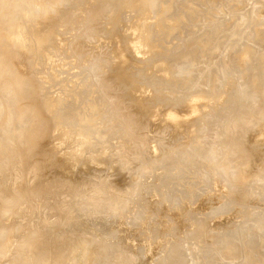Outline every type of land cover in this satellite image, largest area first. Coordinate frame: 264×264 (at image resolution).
<instances>
[{
	"label": "rangeland",
	"instance_id": "obj_1",
	"mask_svg": "<svg viewBox=\"0 0 264 264\" xmlns=\"http://www.w3.org/2000/svg\"><path fill=\"white\" fill-rule=\"evenodd\" d=\"M50 1L52 0H0V26L5 27V38L9 41V43L20 48L18 55L14 56V58H8L7 60L3 59L0 61V68H2L0 69V87H4L6 85L5 82L7 80V77L9 76V73H11L9 71H13V68L15 67L18 68L19 65L17 64L20 59H22L24 62L23 67L21 70L18 69L16 74H20L21 77L22 75L30 77L32 76L36 79L37 82L42 84V89H40L39 91H36L34 89L33 91L32 84L29 85L30 83L28 81L26 82L22 80L20 83H18L21 85V87L25 88V95L23 97L24 102L22 103V105L16 107L13 95H11L12 97L8 96V94L13 93L12 89L7 90L6 98L4 100V102H6V105H4L3 107V104L0 103V109L3 110V108H9V112L8 110H5L6 112L4 110H0V119H2V121L0 120V130L2 129V126L4 129V131H0V136L1 138L8 140V142H6L1 147L2 149L0 148V191L8 193L7 196L13 195L17 198L19 197L17 199V202H15L13 206H11V204L8 205V202L10 201L6 202L7 200H9V196L7 198L5 196L4 198L3 195L5 194H1L3 192H0V195L3 197H0V200L2 201H0V204L5 201V204L0 205V210H2L0 213V230H2L0 235L3 236L7 232V236L5 235L3 237H8L10 234H12V232L8 233L9 231H6L8 229L6 224L11 225V229L13 227L14 229L17 227V231H15L14 233V236L16 238L14 239V242H12L11 240L12 252L13 254L16 253V256L14 257L18 258V255L20 253L22 257V255H24L23 253L25 246H27L26 251L32 250V248H34V250L31 251L34 253H36V251H39V249L42 250L43 256L48 252L44 258L43 256H41V251L39 253L40 257L42 258H40L39 255L37 256L36 254L35 257L37 258L34 260V263L39 264L48 257L47 255L51 254L49 250L51 251L52 249L49 248L53 247L52 243L56 245L55 241L57 239L60 240L61 236L65 244L67 242L71 243L72 241L74 243L73 249L69 256L70 258L67 261L68 264H77L78 262H84V264H102L103 261V264H168V257L170 258V260L173 259L171 264H205L203 262L206 261L207 257H213V252L217 255L216 251L218 252V255H224V253L225 255L227 254L224 257V260L223 255H220L221 257L216 256V259H219V261H221V264H262L259 254L261 255L264 253V246H262L264 243V235H262V233H264V220L262 221L263 224L260 221L264 218V193L262 194L264 185L261 187L259 185L261 183H259L258 181L260 180L261 182V180L264 178V134L262 135L260 133L264 131V122H262L261 118H255V121H258H252V125L249 124V126H247L248 133L244 135L245 137L243 139V142H241V146L243 148L246 143L253 142L255 150L254 152H251V154L246 153V151L240 148V146H237L238 148L234 147L237 144H235L234 142L232 143V141L234 140V137L232 135L234 134L233 131L235 130L236 132V130L238 129L239 126L237 124L239 122L243 121L245 123V121L247 120L245 118L246 114L249 113L251 114L250 116L256 115L255 117H257V115L259 114L261 116H264V78L262 80L263 82H251L245 84V81H247L248 78H242L241 68L239 66L235 68L236 73H234L235 71L232 65H228L225 60H222L221 58L215 56L205 55L204 50L206 48V45L209 46V42H207L206 44L202 41H204L205 34H214V32L217 31L215 32V34L219 38V41H225L224 43H231V41L233 43H237L238 48L234 51L233 56L239 61H241V54H244L246 51L256 52V50H259V53L264 52V22H262V19H264V4L262 6L263 8H259L258 5H261V2H258V0H252L251 5L252 3H259L258 5L255 4L256 6H258V8L254 7V10H252L253 7H250V2L248 3L249 0H154V2L152 0L153 3L150 6V17L147 18L148 22L146 19L148 30L146 28L145 29L147 30V32L150 30L151 34H148V38L152 37V39L155 40V42L153 41L154 44L156 43L155 48H153L150 52L148 51L149 53L147 52L141 55L137 54L130 48L124 47V51L121 56L124 59L125 66H130L134 62L136 63H134L132 66L134 68L135 66L137 67V69L135 68V70H137L136 74H138L139 76L141 73H143L141 75H145L146 73L149 75L154 71V74L149 76L152 85L143 86L140 85V82L136 81L132 83V87H128L126 91L128 93H131V95L136 96V99L138 101L142 100V102H144L151 99L153 97V94H155V90L158 89L159 92L158 90L157 92L159 96L157 95V100H159V97L162 98L158 102L162 101L164 106L145 108L143 110H140L139 114L136 113V115L132 114L131 116V114L129 115V113L125 112L126 110L123 105L121 106V104L117 101L116 94H111V92L108 91V81L107 86V83L103 82L105 80L101 78L99 79V77H101L102 74L109 77L108 73H110L111 64L114 60H116L115 54L114 52H112V47L114 45L113 37L116 34L120 38L128 37L130 34L128 32L130 31L125 30V27H127L128 29V25H130L132 21H134L132 22L134 24L138 22V12L134 10L135 8H133L132 10L130 9V11L124 6V4H121L118 7V2L121 0H107V3L111 1L115 3L109 6L111 9H116L118 7V19L119 17L120 19L122 18V21H112L111 23L107 22L108 18L101 20L102 23H105L104 26H106L112 32L110 36L107 31H101L98 27L93 32V28H91V31L88 30L86 32V29L81 30L84 29L82 26H85L88 23L87 19H84L81 21L77 20L78 22H69L67 20H63L64 25L57 29V37H47V39L37 41L34 44H31V42L28 40V38L26 39L25 36L19 38L18 35L27 33L29 31L37 18L39 19L47 13ZM56 2H58V8H60L61 10H65L69 6V3H71V1L64 2L62 0H56ZM166 4H168L169 10L168 8L167 10L164 9L166 8ZM190 6L191 10L193 9L192 11L190 10ZM255 8L258 11L255 10ZM237 10H239V12ZM165 11L166 13H164ZM246 12H251L249 14L250 16H252V19H257L256 15L259 16V19L261 17V21L257 19L258 23L256 22L257 20L254 19V21L256 20L255 26L252 25L250 27L249 24V30H247L246 28L248 25L246 27H242L243 24L246 25L244 22H247L242 16ZM174 13L183 16L182 22L180 21V19L177 20L176 17L172 16L174 15ZM62 14V12L52 13L49 15L48 19L44 20L43 23L53 26V24L60 21ZM252 14H255V16ZM245 16L249 20V15L245 14ZM242 19L244 20V22ZM240 20L242 21L241 23H243L241 25V29L237 30V27L236 29H234L235 26H239L240 28ZM254 21L252 24H255ZM261 22L263 25L261 24ZM232 27L233 29L231 30L230 28ZM167 28H170V30ZM242 28H246V31ZM261 28H263V30ZM77 29H79L78 32ZM250 29L252 30L251 33L253 34L249 33ZM233 31L235 32V35H239L240 37L241 35L243 36V34H245L244 36H246V34L247 36L250 35L251 37L249 36V39L252 41L251 38H253V41L251 42L250 40H248L247 36L246 39L253 45L256 44L257 41L263 43H258L259 45L252 46L249 42L246 43V39L244 36V41L242 39H239V36L236 37L237 39L234 38L235 35L233 34ZM236 31L239 32L236 33ZM73 32H76V41L80 40L82 36L84 38L85 33L88 34H85L84 39L82 38V40L86 39V48L85 46L78 47L76 43L74 44V42L76 41H74L75 34ZM79 32L83 34H80ZM240 32H242V34ZM71 34H73V38ZM152 34H155V36H153ZM228 34H231L234 37ZM252 35L258 37L254 38V36ZM68 36L69 38H67ZM78 36H81V38L79 39ZM230 36L234 39H232ZM61 38H65L63 39L65 41H63ZM198 38H202L203 40L201 41V39ZM228 38H231L232 40H228ZM57 39H61L62 41ZM152 39L150 38V40H148L149 43L152 41ZM259 39H261V41ZM55 40L62 42L61 46L65 45V42L68 44V46L66 44L65 46L67 47H61L57 49L54 47V44L56 43ZM66 40L71 41L67 42ZM238 40L239 42H237ZM240 40L242 41L241 43ZM245 43L247 45H245ZM1 44L4 43L0 41V45ZM69 44L70 46L72 44L73 47H70ZM241 44L244 47L241 46ZM42 45L48 48V51L50 52L49 55L52 57V59H46L45 56L43 57L42 55L35 53L37 48ZM75 46L81 49L83 48L82 51L81 49L77 50L78 48ZM150 53L153 55L154 53H160L158 54L160 57L163 55L168 59L166 60L169 62L165 60L164 63L165 66L166 63L168 64V73L163 78L159 77L157 73L159 74L158 70L163 65V59L165 58L161 57L160 59V57H157L158 55L156 56V54L154 55V58ZM245 54L247 55L248 53L246 52ZM101 55H103L104 57L101 58ZM151 56L155 60L151 61ZM104 58H106L107 64H103L102 67H99V63ZM154 61H156V63ZM79 62H81L82 64H80ZM221 62H225V66L221 65ZM94 63H96V65H94ZM108 63H110L109 67ZM144 63H147L148 65ZM160 63H162V65H160ZM234 64L235 63H233V65ZM247 64L250 65L249 69L255 70L258 69L261 65V61H256L255 59L251 58V60H249V63ZM219 65H221L220 68H216L219 67ZM223 67L226 68L224 69ZM138 68H141V71ZM238 68L239 71L237 70ZM229 70L234 72L232 73ZM237 71L239 74H237ZM229 72L234 74V76ZM24 82H26L27 85L26 83L24 84ZM183 83L185 84V86ZM242 84L245 85L243 86ZM240 85L241 87L239 88ZM236 87L237 90H235ZM104 89L105 91L107 90V94ZM35 91L36 93H34ZM199 91H201L206 96L205 99L209 101V103H211L213 99L218 100L216 103L213 102L209 106V108H207L205 104H202L203 102H200L202 110L207 109V117L210 119L213 118V120L212 123L211 120L207 122L208 124L204 123L205 125L203 124L200 128L201 130L204 128L203 130L205 134L207 133V136H205L206 138H202V141H204L201 143V145H195L196 148L190 146L192 149L189 147L185 151L182 146L185 144V136L179 131L176 132L173 125L177 127L178 125L176 124L178 123L176 122L181 121L182 123L183 121L188 119V116L185 117V115L183 114L180 120L177 119L174 121L172 129L168 126V130L166 127L163 128V126L166 125L165 123L161 126L159 122L163 121L162 113L166 108H170L174 111L183 113L186 109V106L184 104L186 100L192 95L199 93ZM242 93L244 97L241 95ZM51 96L54 98L56 97L58 100H60L59 109L64 118L58 120L53 116L49 117L47 114L45 115V117L40 118L39 114L36 113V111L33 112V110H37L35 109L34 105V99L36 97H40L42 100H46L47 98L51 100ZM230 97L231 100L229 99ZM9 99L11 102L9 101ZM244 100H246L247 102ZM78 101H85L87 103L88 101H96L98 104L92 111L87 110V106L78 110ZM113 101H115L116 103H114ZM117 102L119 104H117ZM218 102H220V104ZM255 102H257L258 105L255 106L254 110H251L253 109V104H255ZM249 104H251L252 107H250ZM246 105H248L250 109H247L248 106ZM114 106L117 107L114 108ZM119 106H121L124 110H122L121 107L119 108ZM242 107H246L247 110H242ZM13 109L15 110V112H12ZM28 110L32 111L34 116L30 115V113L27 112ZM75 110L79 113L78 116H76L75 120L77 126L81 124L79 125L80 127L75 126L76 128H64V126L67 125L66 119H68L70 113H73V111ZM246 111L247 113H245ZM3 113L4 115H2ZM6 113H10L9 116H7L8 114ZM18 114H21L22 116L19 117ZM43 114H45V112ZM13 117L14 120L12 121ZM232 117L234 118L233 120ZM89 118L91 119L89 123L90 125H87L85 124V122ZM5 119L8 121L9 125H7H11L10 129L9 127L7 128V121ZM144 119L150 121V123L146 124L143 127L141 124ZM25 120L27 122H25ZM215 122L217 124L223 123L225 128L227 129L226 131L228 135L224 137L222 141L221 136H216L218 134L217 128L213 126V123L214 125L216 124ZM11 123H16L17 125L13 124L12 126ZM158 124L160 127L158 126ZM207 125H211L209 127L212 129L210 130ZM17 127L19 129H16ZM158 127V131L160 133L157 131ZM23 128L25 130H22ZM160 128L164 130L161 131ZM165 128L167 131H165ZM252 128L253 130L251 131ZM12 129H14L13 132ZM15 129L17 132H15ZM93 131L96 133H93ZM155 131L159 134L155 133ZM164 131L167 132V134ZM10 132L13 133L14 136H12L11 134L10 137ZM18 132L20 134H17ZM89 132H92L93 134L92 138H90L89 140L88 149L84 154L80 153L78 155H75V149L77 145L75 143L76 138H78L80 134L85 135ZM2 134L5 137H3ZM21 134H23V137L20 136ZM17 137L19 139L21 138L22 140H17ZM33 137L34 145L30 144ZM225 139L227 140L225 141ZM9 140L11 141L10 144H8ZM216 141L219 142L217 143ZM14 142L15 144H13ZM210 142L211 144L216 142L217 144H219V146L222 144L219 147L220 149H222V153L227 151L223 153L225 156H227L225 163H223V165L217 170H213L211 176L209 174V179L210 177L211 179H214V184H212V182L210 183L211 179L209 180L208 178L198 180L195 179V177L199 175L198 171L200 170L201 165L204 161L205 162L202 167L206 166L207 164H209V166L213 164L207 159H204V157L206 156L205 153L208 151L206 150L207 146L208 149L210 148L209 146H212ZM163 144L164 146L170 145V147L166 149V146L164 147ZM151 145H156L159 148L154 150L153 148H151ZM228 145L230 148L227 147ZM163 147L165 148V150ZM225 147L227 148V150ZM231 148H235V150ZM190 150H194V152H196L193 154L190 153L191 155H188L189 158L192 159L193 163H187L184 160L186 158L185 154L189 153ZM201 151H203V155ZM234 152L238 154L236 155ZM43 153H46L45 159H43L42 157ZM197 153H199L200 155H198ZM89 154H92L96 162L90 163L86 159L88 158ZM242 154L246 156V159L245 157H242ZM247 154L250 155V158ZM197 155H202L203 157L199 158ZM176 159L178 160V162ZM255 159L258 163L255 162ZM194 160L195 162H197L195 163ZM132 162L134 164H132ZM230 162L232 164L231 166L229 165ZM239 162L243 163L239 164V169L242 168V178L240 179H244V182L240 181L242 182L241 184L240 182L235 184V186H237V188L235 189L236 192L233 191L235 188L234 185L233 188L229 187L230 185L228 186V184L226 185L224 183L228 187L229 191H231V189L233 188L232 191L236 194L232 191L230 193L227 191L226 186H222L223 181L221 179L229 172L231 168H233ZM203 168L201 169L204 170ZM219 170H221V173ZM246 172L248 174L250 172L251 175L245 178L243 177L245 176L243 174H245ZM190 174L192 175V177ZM220 174L222 175V177ZM208 182L211 186L208 184ZM262 184H264V182ZM31 185H33V187ZM25 186H31L32 188L28 187L29 189L27 190V194L24 195L25 197H20L18 194L21 192L24 194L22 188ZM94 186L98 187V195L94 189ZM258 186L261 188V190L257 188ZM18 187H20L21 189ZM194 187L197 191L203 189L199 192V194L201 195L196 194V190H194ZM33 188L34 190L32 191ZM8 191L11 192L9 193ZM94 191L96 194L94 193ZM226 191L229 193V197H223V194L228 195ZM194 193L196 195H194ZM93 194L95 195L93 196ZM242 194H244L246 197H243ZM240 195H242V201L244 202L240 201ZM191 196L193 197V199ZM230 196L233 198L234 203L232 202V198ZM172 197L174 199H172L173 201L171 202ZM236 197L237 199H234ZM225 198H229L227 200V203L223 202L226 200ZM238 199H240V202L238 201L236 203H239L241 205L235 204V201H237ZM222 202L224 204L226 203L227 206L224 205L225 207H223L220 212V207H222L223 205ZM171 203H173V205H171ZM114 204H116V207H114ZM5 205L10 206V208L8 206L4 208ZM31 206H33L34 209H32ZM111 206L112 208H110ZM228 206H233L235 208H231V210H228L229 208L226 209V207ZM106 207H109V209ZM137 210L142 214L140 215V213L136 212ZM223 210L226 211L222 212ZM217 211H219L220 213H218ZM195 214L198 215L195 216ZM199 214H201L202 217H206V219L202 218L204 222L202 220H198L201 217ZM261 214H263V218ZM157 215H159L160 218ZM242 215L244 216V218L247 215V219L250 220L247 221V219H244V222L241 221L243 219ZM248 215L250 216L249 218ZM251 215L253 217H251ZM129 216H131L134 221ZM134 216H136L138 219L134 218ZM194 216L196 217V219ZM258 217L261 218L259 220L260 223L259 221H255V219L258 220ZM194 220H196L197 223L196 221L194 222ZM239 221L242 222V227L240 226L241 222L239 223ZM249 221H251V223ZM162 223L165 225H163ZM235 223L238 226H235ZM246 224L248 225L247 227ZM41 228L42 230L39 231V229ZM232 228L235 229L236 232H234L237 234V238L236 234L234 235V233L231 232ZM241 228L243 230H247V234L244 233L245 231H239ZM29 230L35 231H32V233L28 232ZM45 230L47 232H45ZM194 230L195 235H197V232L199 234L195 237V239L202 238L207 242L213 241L210 242L212 244L210 245V243L208 244L204 242L205 245L203 244V246H201V241L198 242L197 239V242L195 240H190L192 236H195ZM3 231L6 232L3 233ZM191 231H193V234ZM226 231L231 233H228ZM237 231L242 232V235H240L241 233L239 234V232ZM40 232H42L44 235L40 234ZM225 233H228V236H226ZM26 234H30L31 241L37 238L35 239V241H32L33 245L31 242L30 245L25 244L24 246L22 238ZM189 234L192 235L188 236ZM221 234H224V238ZM229 234L232 235L230 236ZM243 235L244 238L241 237ZM42 237L45 238L44 240L46 242H43L45 243V246H43V243L41 244L43 240ZM227 237H229L230 240ZM233 237L235 240L232 241V243L237 241L238 245L240 243L241 246L237 245V247L236 243L231 244V248L228 246L229 249H233L232 247L235 244L234 246L239 249V251L234 250L235 254L234 256H231V250H229L227 247L225 249L229 251H226L224 249L226 251L225 252L223 250L224 245L222 246V244H224L227 239L229 241L233 240ZM46 238H53L55 240L51 242L49 246H47L48 239ZM183 238L190 241L187 243H183ZM260 238L263 239V242ZM38 239L41 240L37 245L36 240ZM58 240L56 241L57 243H59ZM218 240L224 243H220ZM95 243L102 244L101 248L95 249ZM104 244H106V246ZM172 244H175V247L173 246L174 249H171L172 247L170 248ZM206 244L211 246H208L211 249L210 251L207 250ZM213 244H215L216 246L213 247ZM28 245L32 246V248H30ZM34 245L36 247H33ZM84 245L87 246L86 250H82ZM19 246L21 247V249H23L22 251ZM41 247H43V249H41ZM46 247H48V249ZM194 247L197 249H195ZM249 248L253 250V257H250L252 256V254L250 256L247 255V251L249 250ZM253 248L256 249L254 250ZM261 249H263V252H261ZM18 250L19 253L17 254ZM256 250L258 252H255ZM52 252L55 253L54 249ZM128 252L132 253L133 255ZM31 255H33L34 257L35 254L31 253ZM107 256L109 259L106 258ZM256 257L257 259H254ZM19 258L18 260H20ZM103 258L107 260H103ZM6 259L7 258H5V256H0V264L10 263L12 260H14L12 256L8 258L7 261H5ZM23 260L21 262H24ZM256 260L257 262H255Z\"/></svg>",
	"mask_w": 264,
	"mask_h": 264
},
{
	"label": "bare ground",
	"instance_id": "obj_2",
	"mask_svg": "<svg viewBox=\"0 0 264 264\" xmlns=\"http://www.w3.org/2000/svg\"><path fill=\"white\" fill-rule=\"evenodd\" d=\"M62 1H64V2H69V1H71V3H69V6L65 9V10H61L60 8H58L59 6H58V2H56V0H52V1H50V4H49V9H48V11H47V13L46 14H44L43 15V17H41V18H37V20L36 21H34V24L31 26V28L29 29V31L27 32V33H22V34H20V35H18V37L19 38H22V37H26V39L28 38V40L31 42V44H34L35 42H37V41H40V40H44V39H47V37H57V35H58V33H57V29H59L60 27H62L63 25H64V22H63V20L65 21V20H67V21H69V22H72V21H74V22H76L77 20L79 21H81V20H84V19H87V24L85 25V26H82L84 29H81V27H80V29L81 30H85V32L86 31H91V28H93V30H92V32L98 27V28H100V30L101 31H107L108 32V34H109V36L112 34V32L106 27V26H104V24L105 23H102L101 22V20H103V19H105V18H108V23L110 22H112V21H116V22H119L118 20H121L120 19V17H119V19H118V15H117V10H118V7H119V5H121V4H124V6L126 7V8H128L129 10L131 9H133V8H135L134 10L135 11H137L138 13V22L137 23H132V22H134V21H132L131 22V24L130 25H128V29H127V27H125V26H127V25H125L124 27H125V30H129L130 32H128V33H130L129 34V36L128 37H124V38H120L117 34L113 37V43H114V45H113V49H112V52H114V54H115V57H116V60H114L113 61V63L111 64V70H110V73H108L109 74V77L108 76H106V75H101V77H99V79L101 78V79H103V80H105V81H103V82H106L107 83V81H108V83H109V90L108 91H110L111 92V94L112 93H115L116 94V97H117V101L121 104V106L123 105V107L125 108V112L126 113H129V115L131 114V116H132V114L133 115H136V113H138L139 114V112H140V110H143V109H145V108H149V107H153V108H155V107H160V106H164V104L162 103V101H160V102H158L159 100H161L162 98H160L159 97V100H157L158 99V97H157V95H158V92H159V90H158V92H157V90H155V94H153V97L151 98V99H149V100H147V101H144V102H142V100H140V101H138L137 99H136V96H134V95H131V93H128L126 90H127V88L128 87H130L131 85H132V83H134V82H136V81H138V82H140L141 84L140 85H143V86H149V85H152L151 83V81H150V79H149V76H151L152 74H154L153 72H152V74H145V75H141V74H143V73H139L140 74V76L138 75V74H136L137 73V70H135V68L137 69V67L135 66V68L132 66L133 64H131L130 66H125L124 65V59H123V57L121 56V54L123 53V51H124V47L125 48H130L131 50H133L134 52H136L137 54H145V53H147L148 51L150 52L153 48H155V44H154V42H155V40H153L152 39V37H150L151 39H152V43L150 42L149 43V41L148 40H150V38H148L149 36H148V34L150 33V30L147 32V30H148V28H147V22H148V17H150V13H151V11H150V6H151V4L154 2V0H153V2H152V0H121V1H119L118 2V7L116 8V9H111L110 8V6H111V4H115V3H113L112 1L111 2H108L107 3V0H62ZM109 1V0H108ZM248 1V0H247ZM246 1V2H247ZM257 1V0H256ZM44 2V1H43ZM250 2V3H249ZM251 2H252V0H249L248 1V3H249V5H251ZM254 2V1H253ZM258 2H261V5H258L257 3H255V4H257L258 6H259V8L261 7V8H263L264 6H263V4H264V0H258ZM42 3V2H41ZM116 3H117V1H116ZM254 3H252V5L250 6L251 8L253 7V9L252 10H254V7H257L258 8V6H256L255 4V6L253 5ZM39 5V4H38ZM44 5V4H43ZM110 5V6H109ZM220 5V4H219ZM248 5V4H247ZM248 5V6H249ZM165 6V5H164ZM199 6V5H198ZM263 6V7H262ZM44 7V6H43ZM43 7H42V9H43ZM48 7V6H47ZM115 7V6H114ZM163 7V6H162ZM166 8H164V9H166L167 10V8H168V4H166V6H165ZM205 7V6H204ZM218 7V6H217ZM222 7V6H221ZM112 8H113V6H112ZM162 8V9H163ZM47 9V8H46ZM136 9H138V10H136ZM163 9V10H164ZM130 10V11H131ZM168 10H169V8H168ZM190 10H191V6H190ZM189 10V11H190ZM193 10V9H192ZM191 10V11H192ZM209 10H210V8H209ZM215 10V9H214ZM243 10V9H242ZM255 10H257L256 8H255ZM45 11V10H44ZM208 11V10H207ZM238 12H239V10H237ZM241 11V10H240ZM258 11V10H257ZM256 11V12H257ZM63 13L62 14V17H61V19H60V21L58 22V23H55V24H53V26H50V25H47V24H45V23H43L44 22V20H46V19H48V17H49V15L50 14H52V13ZM134 12V11H133ZM183 12V11H182ZM220 12V11H219ZM218 12V13H219ZM255 12V13H256ZM164 13H166V11L164 12ZM217 13V12H216ZM243 13V12H242ZM249 13H251V12H246V13H244V15H242L243 17H244V19H245V21H247V22H244V20H243V22L246 24V25H244L243 23H241L242 21L240 20V28H239V26H235V28L234 29H236V27L238 28L237 30H239V29H241V25L243 24V26L242 27H246L247 25V30H249V28L253 25V26H255L256 25V22L258 23V20L257 19H259L258 17L259 16H257L256 15V17H257V19L256 18H254V19H256L255 21H254V19H252L251 17L252 16H250V14ZM131 14H132V12H131ZM207 14H209V13H207ZM245 14L246 15H249V20H248V18H246V16H245ZM183 15H184V13H183ZM252 15H254L255 16V14H252ZM130 16H132V15H130ZM173 17H176L177 18V20L178 19H180V21L182 22V15H178V14H176V13H174V15H172ZM196 16V15H195ZM241 16V17H242ZM263 16H264V14H263ZM16 17V16H15ZM170 17V16H169ZM239 17V16H238ZM237 17V18H238ZM242 17V18H243ZM248 17V16H247ZM251 18V19H250ZM263 18V17H262ZM129 19V18H128ZM136 19V18H135ZM134 19V20H135ZM146 19H147V22H146ZM247 19V20H246ZM260 19H261V17H260ZM259 19V20H260ZM131 20V19H130ZM129 20V21H130ZM149 20H150V18H149ZM250 20H253L254 21V23L255 24H252L253 23V21H250ZM77 21V22H78ZM122 21V20H121ZM126 21V20H125ZM128 21V20H127ZM213 21V20H212ZM233 21V20H232ZM261 21V20H260ZM179 22V21H178ZM208 22V21H207ZM237 22V21H236ZM249 22H251V23H249ZM262 22H264V19H262ZM262 22H261V24H262ZM18 23V22H17ZM121 23V22H120ZM145 23H146V26H145ZM205 23V22H204ZM129 24V23H128ZM162 24V23H161ZM181 24V23H180ZM249 24H250V27H249ZM119 25V24H118ZM258 25H260V24H258ZM263 25V24H262ZM261 25V26H262ZM145 26V27H144ZM157 26V25H156ZM178 26V25H177ZM233 27H234V24H233ZM233 27L232 28H230L231 30L233 29ZM22 28V27H21ZM147 30H146V29ZM201 28V27H200ZM246 28H242L243 30L245 29V31H246ZM255 28V27H254ZM260 28V27H259ZM141 29V30H140ZM167 29H169L170 30V28H167ZM202 29V28H201ZM200 29V30H201ZM252 29V28H251ZM250 29V32L249 33H251L252 32V30ZM262 30H263V28H261ZM78 30L79 29H77V32H78ZM172 30V29H171ZM152 31V30H151ZM176 31V30H175ZM220 31V30H219ZM230 31V30H229ZM241 31V30H240ZM5 32H6V30H5V27L4 26H0V41H2L4 44H1L0 45V61L1 60H7L8 58H14V56H17L18 55V53H19V51H20V48L19 47H17L16 45H13V44H11V43H9V41L5 38ZM81 32V31H80ZM79 32V33H80ZM82 32H84V31H82ZM127 32V31H126ZM155 32V31H154ZM198 32V31H197ZM215 32H217V31H215ZM215 32H214V34L213 33H211V34H205V37H204V41H202L203 39V36H202V38H198V39H201V41L202 42H205L206 44H207V42H209V46H207L206 45V48H205V50H204V53H205V55H209V56H215V57H218V58H221L222 60H225L226 62H227V64L228 65H232V67L234 68V71L236 70L235 68H237L238 66L241 68V76H242V78L243 77H247L248 78V80L247 81H245V84H248V83H251V82H263L262 80H263V78H264V52H260L259 53V50H256V52L254 51H252V52H248V51H246L248 54L247 55H249V56H247L245 53L243 54H241V61H239V60H237L234 56H233V54H234V51L238 48V45H237V43H233L232 41H231V43H224L223 41H219V38L217 37V35L215 34ZM232 32V31H231ZM237 32H239V31H236V33ZM243 32V31H242ZM242 32H240L241 34H242ZM255 32V31H254ZM260 32H262V31H260ZM74 33V32H73ZM76 33V32H75ZM74 33V34H75ZM153 33V32H152ZM228 33V32H227ZM245 33V32H244ZM80 34H83V33H80ZM79 34V35H80ZM85 34H87V33H85ZM85 34H84V38H85ZM151 34V33H150ZM178 34V33H177ZM223 34V33H222ZM233 34L235 35V32L233 31ZM239 34V33H238ZM240 34V35H241ZM251 34H253V33H251ZM255 34V33H254ZM72 35V38H73V34H71ZM88 35V34H87ZM90 35V34H89ZM130 35H131V37H130ZM153 35V34H152ZM197 35V34H196ZM219 35V34H218ZM228 35H231V34H228ZM227 35V36H228ZM245 34H243V36H244ZM75 36H76V34H75ZM74 36V41H76V38H77V36L75 37ZM92 36V35H91ZM133 36V37H132ZM153 36H155V34L153 35ZM158 36V35H157ZM231 36H233V35H231ZM230 36V37H231ZM239 36V35H238ZM237 35H235V37L234 38H236V37H238ZM243 36L241 35V37L239 36L238 38L239 39H242L243 40ZM246 36H247V34H246ZM246 36H244L245 37V39H246ZM250 35H248L247 37H248V40H250L249 38L251 37H249ZM252 36H254V38H257V37H255V35H252ZM79 37V36H78ZM88 37H90V36H88ZM196 37V36H195ZM220 37V36H219ZM233 37H231L232 39H234ZM67 38H69V36L67 37ZM71 38V37H70ZM81 38V36L79 37V39ZM82 38H83V36H82ZM82 38L80 39V40H77L76 42H74L73 40V42H74V44L76 43V45L78 46V47H82V46H85V44H86V39L85 40H82ZM83 38V39H84ZM86 38H87V36H86ZM223 38V37H222ZM231 38H228V40H232ZM62 39V38H61ZM61 39H57V40H60V41H62L63 39H65V38H63L62 40ZM157 39H159V38H157ZM156 39V40H157ZM221 39V38H220ZM224 39V38H223ZM225 39H226V37H225ZM237 39V38H236ZM244 39V40H245ZM252 39V41H253V38H251ZM243 40V41H244ZM257 40V39H256ZM260 41H261V39H259ZM56 41V40H55ZM60 41H56V43L54 44L55 46V48H61V47H67L68 46V44L65 42V45L67 44V46H65V45H62L61 46V44H62V42H60ZM63 41H65V40H63ZM67 41V40H66ZM68 41H71V40H68ZM67 41V42H68ZM148 41V42H147ZM154 41V42H153ZM251 41V40H250ZM251 41V42H252ZM263 41V40H262ZM58 42V43H57ZM60 42V43H59ZM237 42H239V40L237 41ZM242 41L240 40V43H241ZM247 42H249V41H247V39H246V43ZM251 42H249L252 46H257V45H259V44H262L261 42H259V41H257V43L256 44H252ZM71 43V42H70ZM239 43V44H240ZM245 43V45H247ZM259 43V44H258ZM244 44V43H243ZM249 45V44H248ZM69 46H70V44H69ZM77 46H75V47H77ZM241 46H243L242 44H241ZM70 47H73L72 46V44H71V46ZM74 47V48H75ZM77 47V48H78ZM205 47V46H204ZM244 47V46H243ZM243 47H241V48H243ZM73 48V49H74ZM85 48H86V46H85ZM248 48V47H247ZM255 48V47H254ZM253 48V49H254ZM79 49H81V48H78L77 50H79ZM83 49V48H82ZM82 49H81V51H82ZM250 49H251V46H250ZM77 50H76V52H77ZM86 50V49H85ZM84 50V51H85ZM154 50H156V49H154ZM153 50V51H154ZM247 50V49H246ZM255 50V49H254ZM75 51V50H74ZM168 51V50H167ZM148 52V53H149ZM35 53H37V54H40V55H42L43 57L45 56L46 57V59H52V57L49 55V51H48V48H46L45 46H40L39 48H37V50L35 51ZM152 53V52H151ZM150 53V54H151ZM156 53H154V55H155ZM158 54H160V53H158ZM158 54H156V56L158 55ZM258 54V55H257ZM30 55H32V54H30ZM151 55H153V54H151ZM153 55V57L155 58V56ZM28 56V55H27ZM102 57H104L103 55H101V58ZM150 57V56H149ZM152 57V56H151ZM153 57H152V59L151 58H149V59H151V61L152 60H155V59H153ZM157 57H160L159 55L157 56ZM161 57H164L163 55L161 56ZM161 57H160V59H161ZM99 58V57H98ZM97 58V59H98ZM165 58V57H164ZM239 58V57H238ZM251 58H253V59H255L256 61L257 60H259V61H261V65L259 66V68L258 69H249V67H250V65L249 64H247V63H249V60H251ZM94 59H96V58H94ZM148 59V58H147ZM160 59H158V60H160ZM167 58H165V59H163V61H161V62H163V65H162V63H160V65H162L161 66V68L158 70V72H159V74L157 73V75L159 76V77H161V78H163L164 76H166V74L168 73V69H169V67H168V64L166 63V66H165V60H166ZM168 60V59H167ZM166 60V61H167ZM29 61V60H28ZM147 61H149V60H147ZM157 61V60H156ZM156 61H154L155 63H156ZM244 61V62H243ZM245 61H248V62H245ZM95 62V61H94ZM137 62V61H136ZM146 62V61H145ZM167 62H169V61H167ZM23 60L22 59H20L19 60V62H18V64L17 65H19L18 66V68L17 67H15V68H13V71L11 70V71H9V72H11V73H9V76L7 77V80H6V85L4 86V87H0V103H2L3 104V107H4V105H6V102H4V100H5V98H6V94H7V90L8 89H12V94H8V96H11V95H13V99H15V104H16V107H19V106H21L22 105V103L24 102V100H23V97H24V95H25V88H23V87H21V85L20 84H18V83H20L22 80L23 81H28L30 84L29 85H31L32 84V89H33V91H34V89L37 91H39L40 89H42V84L41 83H39V82H37L36 81V79L34 78V77H30V76H25V75H22V77L20 76V74H16L17 73V70L18 69H22V67H23ZM80 64H82L81 62H79ZM158 63H159V61H158ZM233 63H235L234 65H233ZM248 65H246V64ZM103 64H107V60H106V58H104L100 63H99V67H102V65ZM136 64V63H135ZM144 64H146V65H148L147 63H144ZM187 64V63H186ZM198 64V63H197ZM210 64V63H209ZM215 64V63H214ZM213 64V65H214ZM217 64V63H216ZM225 64V62H221V65H223V66H225L224 65ZM93 65V64H92ZM94 65H96V63H94ZM145 65V66H146ZM159 65V66H160ZM212 65V64H211ZM221 65H219V67H216V68H220V66ZM246 65V66H245ZM110 66V63H108V67ZM144 66V67H145ZM174 66V65H173ZM215 66V65H214ZM11 67V66H10ZM224 68V67H223ZM226 68V67H225ZM224 68V69H225ZM229 68V67H228ZM0 69H2V68H0ZM139 69V68H138ZM141 69V68H140ZM139 69V70H140ZM172 69V68H171ZM231 69V68H230ZM135 70V71H134ZM216 70V69H215ZM233 70V69H232ZM238 71H239V68L237 69ZM3 71V70H2ZM141 71V70H140ZM230 71V70H229ZM233 71V72H234ZM238 71H237V74H239L238 73ZM15 72V73H14ZM139 72V71H138ZM148 72V71H147ZM230 72H232V71H230ZM229 72V73H230ZM232 72V73H233ZM155 73H156V71H155ZM220 73V72H219ZM232 73H230V74H232ZM234 73H236V71L234 72ZM227 74V73H226ZM229 74V75H230ZM169 75V74H168ZM233 76H234V74H232ZM232 77V76H231ZM20 78V79H19ZM174 79H176V78H174ZM212 80V79H211ZM26 82H24V84L26 83ZM160 82V81H159ZM242 82V81H241ZM247 82V83H246ZM4 83V84H5ZM108 83L106 84L107 86H108ZM235 83V82H234ZM239 83V82H238ZM3 84V85H4ZM22 84V83H21ZM184 84V83H183ZM240 84V83H239ZM245 84H242L243 86L245 85ZM26 85H27V83H26ZM105 85V86H106ZM222 85V84H221ZM235 85V84H234ZM252 85V84H251ZM104 86V87H105ZM170 86H171V84H170ZM184 86H185V84H184ZM236 86H237V84H236ZM132 87V86H131ZM223 87V86H222ZM229 87V86H228ZM235 87V86H234ZM241 87V85L239 86V88ZM246 87V86H245ZM106 88V87H105ZM162 88V87H161ZM181 88V87H180ZM224 88H226V87H224ZM243 89V88H242ZM241 89V90H242ZM245 89V88H244ZM230 90V89H229ZM235 90H237V87H236V89ZM249 90V89H248ZM36 91L34 92V93H36ZM104 91H105V89H104ZM107 91V90H106ZM105 91V92H106ZM231 91V90H230ZM229 91V92H230ZM246 91V90H245ZM244 91V92H245ZM110 92H109V95H110ZM192 92V91H191ZM108 92H106V94H107ZM236 93V92H235ZM29 94V93H28ZM27 94V95H28ZM160 94V93H159ZM245 94V93H244ZM229 95H230V93H229ZM237 95H239V94H237ZM242 96H243V93L241 94ZM159 96V95H158ZM247 96V95H246ZM12 97V96H11ZM115 97V98H116ZM244 97V96H243ZM51 98V100L49 99V98H47L46 100H42L40 97H36L34 100H35V103H34V105H35V109H37V110H33V112H35L36 111V113H38L39 114V116H40V118L41 117H45V115L47 114L49 117H51V116H53L55 119H61V118H64L63 117V115L61 114V111H60V109H59V105H60V100H58L56 97L54 98V97H50ZM206 96L201 92V91H199V93H196V94H194V95H192L191 97H189L187 100H186V102L184 103L185 104V106H186V109L184 110V112L183 113H180V112H178V111H174V110H172V109H170V108H166L165 110H164V112L162 113V116H163V121H161V122H159L160 124H161V126H162V124H166L165 126H163V128L164 127H166L167 128V130H168V126L172 129V125H173V123H174V121L175 120H177V119H179L180 120V118H182V116H183V114L185 115V117L186 116H188V119H186L185 121H183L182 123H181V121H178V122H176V123H178V124H176V125H178L177 127H175L174 125H173V127H174V130L177 132V131H179V132H181V133H183L184 134V136H185V141H184V145H182V144H180V145H182L183 146V149H185V151H186V149H188L190 146H193L194 148H196L195 147V145H201V143L204 141H202V138L203 139H205L206 137L205 136H207L206 134H205V132H204V128L201 130L200 128H201V126L205 123V124H208L207 122H209L210 120H211V123H212V120H213V118H208L207 117V109H205V110H202V106H200V102H203L202 104H205V106L207 107V108H209V106L214 102V103H216L217 102V100L218 99H213V101H211V103H209V101H207L206 99ZM214 98V97H213ZM230 100H231V97L229 98ZM11 100H12V98H11ZM75 100V99H74ZM80 100V99H79ZM248 100V99H247ZM8 101V100H7ZM9 101H10V99H9ZM103 101V100H102ZM116 101V100H115ZM115 101H113L114 103H116ZM223 101V100H222ZM221 101V102H222ZM244 101H246V100H244ZM11 102V101H10ZM117 102V104H119ZM247 102V101H246ZM78 104H77V109L78 110H80V108L82 109L83 107H85V106H87V110H90V111H92L93 109H94V107L95 106H97V102L96 101H88V103L87 102H85V101H78L77 102ZM93 103V104H92ZM100 103V102H99ZM114 103H111V104H114ZM219 104H220V102H218ZM11 104V103H10ZM13 104V103H12ZM88 104V105H87ZM116 104V105H117ZM226 104V103H225ZM1 105V104H0ZM250 105V107H252L251 106V104H249ZM254 106H253V109H251V110H254L255 109V106L256 105H258V103L257 102H255V104H253ZM7 106H8V102H7ZM6 106V107H7ZM110 106H112V105H110ZM118 106V105H117ZM117 106H114V108H116ZM121 106H119V108L121 107ZM204 106V105H203ZM246 106H248V105H246ZM2 107V108H3ZM5 107V108H6ZM15 107V108H16ZM24 107V106H23ZM250 107L248 106L247 107V109H250ZM13 108V107H12ZM11 108V109H12ZM14 108V109H15ZM25 108V107H24ZM27 108V107H26ZM257 108V107H256ZM12 110V112L14 111L15 112V110ZM70 109V108H69ZM110 109H111V107H110ZM118 109V108H117ZM121 109H122V107H121ZM243 109H245V110H247L246 109V107H242V110ZM0 110H2V109H0ZM3 110L5 111H7L8 110V112H9V108L8 109H4L3 108ZM2 110V111H3ZM17 110V109H16ZM45 110V111H44ZM122 110H124V109H122ZM241 110V109H240ZM241 110V111H242ZM5 111V112H6ZM249 111V110H248ZM28 113H30V115H32V116H34L33 115V112L32 111H30V110H28L27 111ZM45 112V114H43ZM245 113H247V111L245 112ZM260 113V112H259ZM259 113H256V114H259ZM6 114H8L7 116H9V114L10 113H6ZM13 114V113H12ZM78 111L76 112V110L75 111H73V113H70V115H69V118L68 119H66V123H67V125H65L64 126V128H67V129H69V127L71 128V127H78L79 125H81V124H79L78 126H77V123H76V116H78ZM114 114V113H113ZM141 114V113H140ZM2 115H4V113L2 114ZM19 115V114H18ZM30 115H29V117H30ZM125 115V114H124ZM127 115V114H126ZM128 115V116H129ZM236 115V114H235ZM251 114H246L245 115V118L247 119L246 121H245V123H248V124H245L243 121L242 122H239L237 125L239 126H237L236 124V126L238 127V129L236 130V132H235V130L233 131L234 132V134L232 135L233 137H234V140L232 141V143L234 142L235 144H237L236 146H234V147H237V146H240V148H242V146H241V142H243V139H244V135L245 134H247L248 133V131H247V129H248V127L247 126H249V124H251L252 125V121L253 122H256V121H258V120H256L255 121V118H261V120H262V122H264V116H261L260 114V116L259 115H257V117H255V116H250ZM0 116H1V113H0ZM6 116V117H7ZM15 116V115H14ZM20 116H22L21 114L19 115V117ZM25 116V115H24ZM259 116V117H258ZM17 117V116H16ZM26 117V116H25ZM217 117V116H216ZM215 117V118H216ZM234 117V116H233ZM232 117V120L234 119ZM235 117H237V116H235ZM3 118H5V117H3ZM9 118V117H8ZM11 118V117H10ZM27 118H28V116H27ZM136 118V117H135ZM214 118V119H215ZM243 118V117H242ZM21 119H22V117H21ZM220 119V118H219ZM1 121H2V119H0ZM6 120V119H5ZM11 120V119H10ZM9 120V121H10ZM14 120V117H13V119H12V121ZM18 120V119H17ZM20 120V119H19ZM23 120H24V118H23ZM90 118L89 119H87V121L85 122V124H87V125H90L89 123H90ZM243 120V119H242ZM7 121V120H6ZM6 121H5V123H6ZM16 121V120H15ZM29 121V120H28ZM71 121V122H70ZM3 122H4V119H3ZM20 122H22V121H20ZM25 122H27L26 120H25ZM180 122V123H179ZM219 122V121H218ZM1 123V122H0ZM5 123H3V124H5ZM10 123V122H9ZM34 123V122H33ZM148 123H150V121H148V120H146V119H144V121L142 122V126L144 127L146 124H148ZM216 123V122H215ZM8 124V121H7V123H6V126H7V128L9 127V129H10V126H8L7 125ZM12 124V123H11ZM14 125L16 124V123H13ZM13 124H12V126H13ZM24 124V123H23ZM28 124V123H27ZM144 124V125H143ZM204 124V125H205ZM17 125V124H16ZM20 125H21V123H20ZM74 125V126H73ZM250 125V126H251ZM258 125H259V123H258ZM261 125H262V123H261ZM260 125V126H261ZM0 126H1V124H0ZM27 126V125H26ZM158 126H159V124H158ZM208 126V125H207ZM206 126V127H207ZM209 126H211V125H209ZM208 126V127H209ZM213 126L214 127H216L217 128V135L216 136H221V141L224 139V137H226L228 134H227V129L225 128V126H224V124L223 123H216L215 125H214V123H213ZM235 126V127H236ZM260 126H258V127H260ZM20 127V126H19ZM22 127H23V125H22ZM21 127V128H22ZM31 127V126H30ZM33 127H34V125H33ZM37 127V126H36ZM75 127V128H76ZM80 127V126H79ZM160 127V126H159ZM159 127L157 128V131H158V129H159ZM205 127V126H204ZM236 127V128H237ZM252 127H254V126H252ZM262 127V126H261ZM2 129L1 130H3L4 131V129H3V126L1 127ZM12 128V127H11ZM14 128H15V126H14ZM166 128H165V131H167L166 130ZM210 128V127H209ZM233 128V127H232ZM250 128V127H249ZM256 128V127H255ZM6 129V128H5ZM16 129H19L18 127L16 128ZM16 129H15V132H17L16 131ZM38 129H40V128H38ZM37 129V130H38ZM161 129V128H160ZM212 128H210V130H211ZM214 129V128H213ZM235 129V128H234ZM263 129V128H262ZM261 129V130H262ZM0 130V131H1ZM22 130H25L24 128L22 129ZM164 130V129H163ZM162 129H161V131H163ZM170 130V129H169ZM250 130V129H249ZM253 130V128L251 129V131ZM8 131V130H7ZM9 131H11V130H9ZM14 131V129H12V132ZM164 131V132H165ZM206 131V130H205ZM209 131V130H208ZM214 131H216V130H214ZM263 131V130H262ZM20 132V131H19ZM17 133V134H20V133ZM36 132V131H35ZM39 132V131H38ZM159 132V131H158ZM158 132H156L155 131V133H157V134H159ZM163 132V133H164ZM169 132V131H168ZM178 132V133H179ZM204 134H203V133ZM22 133V132H21ZM93 133H96V132H94L93 131ZM92 132L90 133H86L85 135H82V134H80L79 136H78V138H76V149H75V155H78V154H80V153H85L86 152V150L88 149V144H89V140H90V138H92V134H93ZM154 133V134H155ZM162 133V132H161ZM166 134H167V132H165ZM180 133V134H181ZM214 133V132H213ZM213 133H211V134H213ZM262 135L264 134V131L263 132H260ZM1 134V133H0ZM11 134H12V136H14L13 135V133H11L10 132V137H11ZM23 134H24V132H23ZM23 134H21L20 136L21 137H23L22 135ZM251 134V133H250ZM260 134V135H261ZM3 135V134H2ZM7 135H8V133H7ZM211 136V135H210ZM218 136V137H219ZM264 136V135H263ZM3 137H5L4 135H3ZM8 137H9V135H8ZM19 137V136H18ZM17 137V138H18ZM35 137H37V136H35ZM213 137V136H212ZM264 138V137H263ZM10 139V138H9ZM13 139H15V138H13ZM21 139V138H20ZM19 138L17 139V140H20ZM220 139V138H219ZM218 139V140H219ZM231 139V138H230ZM12 140V139H11ZM22 140V139H21ZM32 140V141H31ZM29 142H30V144H32V145H34V137H33V139H31ZM216 140V139H215ZM227 139H225V141H226ZM15 141V140H14ZM165 141V140H164ZM206 141V140H205ZM214 141V140H213ZM212 141V142H213ZM6 142H8V140H5L4 138H1V136H0V148L6 143ZM78 142V143H77ZM217 143L219 142V141H216ZM212 143L211 144V142H210V144L212 145V146H209L210 148L208 149V146H207V149L206 150H208L206 153H205V157H204V159H207L208 161H210V162H212L213 164H211V166H209V164H205L206 166H203V167H205V168H203L202 167V165L204 164V162H203V164H202V162H201V168H203L204 170H202L201 168H200V170L198 171L199 173V175L198 176H196L195 177V179H203V178H208L209 179V174H210V176H211V173L213 172V170H217L219 167H221L222 165H223V163H225V161H226V159H227V156H225L223 153H225V152H227V151H225V152H223L222 153V149H220L219 147L222 145H220L219 146V144H217V143ZM224 142V141H223ZM223 142H221V143H223ZM11 143V141L9 140V143L8 144H10ZM163 143V142H162ZM165 143H168V142H165ZM208 143H209V141H208ZM230 143V142H229ZM231 143V144H232ZM13 144H15V142L13 143ZM154 144H155V142H154ZM227 145V144H226ZM152 146V145H151ZM163 146H164V144H163ZM166 146V147H165ZM164 147L167 149V148H169L170 147V145H165ZM161 147H162V145H161ZM163 147V148H164ZM222 147H224V146H222ZM227 147H229V145L227 146ZM232 147H233V145H232ZM151 148H153L154 150H156L157 148H159V147H157L156 145H153ZM165 148H164V150H165ZM191 148V147H190ZM202 148V147H201ZM226 148V147H225ZM230 148V147H229ZM238 148V147H237ZM239 148V149H240ZM2 149V148H1ZM162 149V148H161ZM192 149V148H191ZM220 149V150H219ZM231 149H233V148H231ZM242 149H244V151H246V153H249V154H251V152H254V144H253V142L252 143H246L245 145H244V147L242 148ZM241 149V150H242ZM226 150H227V148H226ZM233 150H235V148L233 149ZM168 151V150H167ZM182 151H184V150H182ZM204 151V150H203ZM203 151H201V153L203 152ZM166 152V151H165ZM184 153V152H183ZM193 154V153H196V152H194V150H190L189 151V153H187V154H185V156H186V158L184 159L187 163L188 162H191V163H193V161H192V159H190L189 158V154ZM229 153H230V151H229ZM235 154H236V152H234ZM240 153V152H239ZM243 153V152H242ZM190 154V155H191ZM198 155H200L199 153H197ZM232 154V153H231ZM238 154V153H237ZM236 154V155H237ZM46 153H43V159H45L46 158ZM47 155H48V153H47ZM197 155V156H198ZM202 155H203V153H202ZM198 156L199 158H201V157H203V156ZM228 155V154H227ZM234 155V154H233ZM241 155V154H240ZM244 154H242V157H245V159H246V156L244 155ZM248 155V154H247ZM192 156H194V155H192ZM48 157V156H47ZM183 157V156H182ZM248 157L250 158V155H248ZM247 157V158H248ZM198 158V159H199ZM48 159V158H47ZM90 163L92 162H96L95 160H94V158H93V156H92V154H89L88 155V158H86ZM197 159V158H196ZM244 159V160H245ZM177 160V159H176ZM239 160H240V158H239ZM248 161V160H247ZM259 161V160H258ZM177 162H178V160H177ZM194 162H195V160H194ZM197 162V161H196ZM195 162V163H196ZM207 162V161H206ZM246 162V161H245ZM255 162L256 163H258L257 161H256V159H255ZM208 163V162H207ZM243 163H244V161H243ZM242 162H239V163H237L233 168H231L230 170H229V172L226 174V175H224L223 176V178L221 179L223 182H222V186H226L227 184H228V186L229 187H233L234 188V186H235V184L236 183H239L240 181H242V182H244L243 180L244 179H240V178H242V176H241V173H242V168L241 169H239L240 168V166H239V164H243ZM132 164H134L133 162H132ZM198 164V163H197ZM181 165V164H180ZM179 165V166H180ZM230 166L232 165L231 164V162H230V164H229ZM261 165V164H260ZM177 166H178V164H177ZM182 166V165H181ZM262 166V165H261ZM175 167V166H174ZM183 167V166H182ZM224 167V166H223ZM261 168V167H260ZM172 169V168H171ZM179 169V168H178ZM192 169H194V168H192ZM172 171V170H171ZM174 171V170H173ZM197 171V170H196ZM220 171V173H221V170H219ZM241 171V172H240ZM251 172V171H250ZM250 172H249V174L246 172L245 174H243V175H245V176H243V177H247V176H249V175H251L250 174ZM174 173V172H173ZM179 173V172H178ZM215 173V172H214ZM121 174V173H120ZM224 174V173H223ZM246 174H248V175H246ZM13 175V174H12ZM17 175V174H16ZM191 175V174H190ZM221 175V174H220ZM260 176V175H259ZM191 177H192V175H191ZM215 177V176H214ZM218 177V176H217ZM221 177H222V175H221ZM263 177V176H262ZM210 179H211V177H210ZM209 179V180H210ZM20 180H21V178H20ZM189 180V179H188ZM208 180V181H209ZM247 180V179H246ZM264 178L261 180V182H260V180L258 181L259 183H261V184H259L261 187L264 185V184H262L264 181ZM201 181V180H200ZM212 182V184H214L215 182H214V179H211L210 180V183ZM242 182H240V184L242 183ZM53 183H55V182H53ZM226 185H225V184ZM181 184V183H180ZM208 184H209V182H208ZM95 185V184H94ZM97 185V184H96ZM108 185V184H107ZM198 185V184H197ZM210 185V184H209ZM232 185V186H231ZM234 185V186H233ZM237 185H239V184H237ZM32 187H33V185H31ZM30 186V187H31ZM111 186V185H110ZM190 186V185H189ZM205 186H207V185H205ZM211 186V185H210ZM253 186H255V185H253ZM15 187V186H14ZM29 186H25V187H23L22 188V190H23V192H24V194L22 193H19L18 195L20 196V197H25L24 195H26L27 194V190L30 188H28ZM31 187V188H32ZM35 187V186H34ZM186 187V186H185ZM184 187V188H185ZM196 187V186H195ZM194 187V188H195ZM247 187V186H246ZM18 188H20V187H18ZM17 188V189H18ZM190 188V187H189ZM226 188H227V191L228 192H230L231 193V191H232V189L231 188H229V189H231V191H229L228 190V187L226 186ZM237 188V186H235V188H234V190L233 191H235V189ZM259 190H261V188L258 186L257 187ZM21 189V188H20ZM94 189H95V191H96V193H97V195H98V187H95L94 186ZM193 189V188H192ZM192 189H190V190H192ZM203 189H204V186H203ZM203 189H201V190H203ZM257 189V190H258ZM264 189V188H263ZM34 190V188L32 189V191ZM187 190V189H186ZM194 190H196V188L194 189ZM201 190H199V191H197L196 190V194H199V192L201 191ZM256 190V191H257ZM258 190V191H259ZM30 191H31V189H30ZM95 191H94V193H95ZM104 191H106V190H104ZM181 191V190H180ZM226 191V193L228 194V195H226V194H223L224 196L223 197H229V193ZM232 191V192H233ZM252 191H254V190H252ZM264 191V190H263ZM262 191V194L264 193ZM0 192H3V191H0ZM9 193L11 192V191H8ZM182 192V191H181ZM188 192H189V190H188ZM194 192V191H193ZM236 192V191H235ZM235 192H233V193H235ZM242 192H244V191H242ZM95 193V194H96ZM104 193V192H103ZM192 193V192H191ZM244 193H246V192H244ZM256 193V192H255ZM1 194H5V195H3V197L5 198V196H6V198L8 197V199L9 200H7L6 202H8V201H10V202H8V205L9 204H11V206H13L14 204H15V202H17V199L19 198H17L16 196H13V195H8L7 196V194L8 193H1ZM90 194V193H89ZM95 194H93V196L95 195ZM195 193H194V195H196ZM236 194V193H235ZM248 194V193H247ZM259 194V193H258ZM260 194H261V191H260ZM103 195V194H102ZM116 195V194H115ZM169 195V194H168ZM191 195H193V194H191ZM199 195H201V194H199ZM243 195V197L245 196L244 194H242ZM242 195H240V198H241V200L240 199H238L237 201H235V204H239V203H236V202H238L239 200L240 201H242ZM264 195V194H263ZM262 196V195H261ZM0 197H2L1 195H0ZM2 197V198H3ZM96 197V196H95ZM108 197V196H107ZM122 197V196H121ZM170 197H171V195H170ZM170 197H168V198H170ZM192 197V196H191ZM231 197V196H230ZM233 197H235V196H233ZM238 197V196H237ZM237 197L236 198H234V199H237ZM246 197V196H245ZM255 197V196H254ZM32 198H34V197H32ZM232 198V197H231ZM239 198V197H238ZM27 199V198H26ZM162 199H163V196H162ZM172 199H174L173 197L171 198V202L173 201ZM176 199V198H175ZM192 199H193V197H192ZM224 199V198H223ZM226 199V198H225ZM229 199V198H228ZM228 199H226L225 201H223V202H226L227 203V200ZM258 199V198H257ZM4 200V199H3ZM6 200V199H5ZM28 200V199H27ZM31 200H33V199H31ZM105 200V199H104ZM195 200V199H194ZM232 200V202L234 203V200H233V198L231 199ZM259 200V199H258ZM1 201V200H0ZM30 201V200H29ZM28 201V202H29ZM111 201H112V199H111ZM230 201V200H229ZM239 201V202H240ZM2 202V201H1ZM5 202V201H4ZM2 203V204H5V203ZM27 202V203H28ZM114 202V201H113ZM222 202V203H223ZM242 202H244V201H242ZM31 203V202H30ZM108 203V202H107ZM164 203H166V202H164ZM224 204L223 203V205H222V207H220V212H221V209L223 208V207H225V206H227V204ZM2 204H0V205H2ZM7 204V203H6ZM26 204V203H25ZM32 204V203H31ZM117 204V203H116ZM116 204H114V207H116L115 205ZM128 204V203H127ZM229 204V203H228ZM231 204V203H230ZM8 205H5V207L4 208H6V206H8ZM29 205V204H28ZM107 205V204H106ZM111 205V204H110ZM171 205H173V203H171ZM225 205V206H224ZM239 205H241V204H239ZM20 206V205H19ZM30 206V205H29ZM108 206H109V204H108ZM112 206H113V204H112ZM112 206L110 207V208H112ZM230 206V205H229ZM226 207V209L227 208H229L228 210H231V208H235V207ZM247 206V205H246ZM2 207V206H1ZM9 208H10V206H8ZM7 207V208H8ZM32 207V209H34L33 208V206H31ZM148 207V206H147ZM166 207V206H165ZM216 207H218V206H216ZM243 207H245V206H243ZM3 208V207H2ZM8 208V209H9ZM106 208H108L109 209V207H106ZM167 208V207H166ZM1 209V208H0ZM8 209H6V210H8ZM142 209V208H141ZM152 209H154V208H152ZM243 209V208H242ZM241 209V210H242ZM245 209V208H244ZM18 210V209H17ZM38 210V209H37ZM143 210V209H142ZM227 210V211H228ZM1 211L2 210H0V213H1ZM5 211V210H4ZM25 211V210H24ZM139 211H140V209H139ZM138 210L136 211V212H138V213H140ZM148 211V210H147ZM219 211H217L218 213H220ZM226 211V210H225ZM224 210L222 211V212H225ZM6 212V211H5ZM29 212V211H28ZM149 212V211H148ZM216 212V211H215ZM237 212H239V211H237ZM242 212V211H241ZM260 212V211H259ZM4 213V212H3ZM121 213V212H120ZM217 213V214H218ZM134 214H135V212H134ZM142 213H140V215H141ZM151 214V213H150ZM260 214V213H259ZM138 215V214H137ZM139 215V216H140ZM198 215V214H197ZM196 214H195V216H197ZM200 216H201V214H199ZM250 215V214H249ZM248 215V218L250 217ZM258 215V214H257ZM262 215V218H263V214H261ZM120 216V215H119ZM133 216V215H132ZM157 216H159V215H157ZM189 216V215H188ZM194 216V217H195ZM244 216H245V214H244ZM244 216L242 215V220L241 221H243L244 219H247V215H246V217L244 218ZM131 219H132V217L131 216H129ZM149 217H151V216H149ZM251 217H253L252 215H251ZM256 217V216H255ZM254 217V218H255ZM134 218H137L136 216H134ZM159 218H160V216H159ZM202 218L203 219H206V217H200V219H198V220H202ZM138 219V218H137ZM148 219V218H147ZM165 219V218H164ZM194 219V218H193ZM195 219H196V217H195ZM261 218L260 217H258V220H256L255 219V221H259ZM133 220V219H132ZM131 220V221H132ZM248 220H250V219H247V221ZM254 220V219H253ZM264 220V218L262 219V220H260L261 221V223L263 224V221ZM134 221V220H133ZM150 221V220H149ZM154 221H155V219H154ZM196 220H194V222H195ZM203 221V220H202ZM201 221V222H202ZM241 221H239V223L241 222ZM260 221H259V223H260ZM151 222V221H150ZM200 222V221H199ZM204 222V221H203ZM202 222V223H203ZM244 222V221H243ZM250 223H251V221H249ZM148 223V222H147ZM152 223V222H151ZM196 223H197V221H196ZM246 223V222H245ZM30 224H32V223H30ZM163 224V223H162ZM204 224V223H203ZM236 224V223H235ZM234 224V225H235ZM244 224V223H243ZM248 224V223H247ZM246 224V227L249 225H247ZM261 224V225H262ZM78 225V224H77ZM163 225H165V224H163ZM233 225V226H234ZM242 225V222H241V224H240V226ZM2 226V225H1ZM6 226H7V228L9 229H7L6 231H9L8 233H11L12 232V234H8L9 236L8 237H3V236H7V232L6 231H3V233L4 232H6V234L5 235H3V236H1L0 235V256H5V258H10L11 256H12V258L14 259V260H12L10 263H5V264H32V263H34L35 261V259L37 258V257H35L36 256V254H37V256L39 255V257H40V253H42V250H40L39 249V251H36V249H38V248H36L35 249V251H36V253H34V252H31V251H33L34 250V248H32V246H29L30 245V243L32 242V241H35V239H37V238H35V239H33L32 241H31V238H30V234L29 235H24L23 236V243H24V246H25V244H29L28 246L30 247V248H32V250H29V251H26V247L27 246H22V247H24L25 249H24V255H22V257H21V253L18 255V258L19 257H21V258H19L20 260H18V258L17 257H14V256H16V253L15 254H13V252H12V248H11V240H12V242H14V239L16 238L14 235V233H15V231H17V227L14 229V227L11 229V225H9V224H6ZM5 226V227H6ZM25 226H26V224H25ZM29 226H31V225H29ZM79 226V225H78ZM153 226H155V225H153ZM203 226V225H202ZM235 226H238L237 224L235 225ZM240 226H239V228H240ZM243 226V225H242ZM241 226V227H242ZM260 226V225H259ZM258 226V227H259ZM145 227H146V225H145ZM162 227V226H161ZM245 227V228H246ZM261 227V226H260ZM31 228V227H30ZM39 228V227H38ZM170 228V227H169ZM169 228H168V230H169ZM238 228V229H239ZM255 228V227H254ZM253 228V229H254ZM3 229V228H2ZM154 229H155V227H154ZM160 229H162V228H160ZM196 229V228H195ZM242 229V228H241ZM239 230V231H245L244 233H246L247 234V230ZM261 229H263V228H261ZM36 230V229H35ZM35 230H32V231H35ZM40 230H42V228L41 229H39V231ZM107 230V229H106ZM171 230V229H170ZM236 230H237V228H236ZM249 230V229H248ZM1 231L2 230H0V234H1ZM32 231H28V232H32ZM118 231V230H117ZM142 231V230H141ZM152 231V230H151ZM155 231V230H154ZM167 231V230H166ZM216 231V230H215ZM235 229L234 228H232V233H234V235L236 234L235 232ZM239 231H237V232H239ZM262 231V230H261ZM261 231H260V233H261ZM37 232V231H36ZM45 232H47L46 230H45ZM146 232V231H145ZM164 232V231H163ZM175 232V231H174ZM192 232V234H193V231H191ZM197 232V231H196ZM220 232V231H219ZM226 232H228V231H226ZM231 232H228V233H231ZM33 233V232H32ZM144 233V232H143ZM151 233V232H150ZM190 233V232H189ZM217 233V232H216ZM228 233H225L226 234V236H228ZM241 233V234H240ZM255 233V232H254ZM258 233V232H257ZM256 233V234H257ZM37 234V233H36ZM40 234H43L42 232H40ZM192 234H189L188 236H191ZM201 234V233H200ZM220 234V233H219ZM239 234L240 235H242V232H239ZM44 235V234H43ZM186 235V234H185ZM194 235H195V230H194ZM199 234H198V232H197V235H195V236H192L191 238H190V240H195L196 241V239H197V241L199 242V241H201L200 242V245L201 246H203V244L205 245V243H210V242H213V241H205L204 239H199V238H196L195 239V237L196 236H198ZM202 235V234H201ZM222 235V237L224 236V234H221ZM230 235V234H229ZM232 235V234H231ZM230 235V236H231ZM245 235V234H244ZM244 235L243 236H241V237H243L244 238ZM262 235H264V233H262ZM31 236H32V234H31ZM34 236H35V234H34ZM36 236H38V235H36ZM225 236V237H226ZM41 237V236H40ZM221 237V236H220ZM221 237V238H222ZM256 237V236H255ZM43 238V237H42ZM41 238V239H42ZM215 238H216V236H215ZM220 238V239H221ZM224 238V237H223ZM229 240H230V238L229 237H227ZM236 238H237V234H236ZM239 238H240V236H239ZM239 238H238V240H239ZM263 238V237H262ZM40 239V240H41ZM45 238H43V240H44ZM46 239H48L47 240V246H49V244L51 243V242H53L55 239H53V238H46ZM57 239V238H56ZM188 239H189V237H188ZM188 239H185V238H183V243H187V242H189L190 240H188ZM199 239V240H198ZM213 239H214V237H213ZM223 240V241H225V243L224 242H221V241H219L220 243H224V244H222V246H223V250L225 249V248H227L228 246L230 247V245L231 244H233V243H236V246L238 245V243H237V241L236 242H233L232 243V241H234L235 239H234V237L232 238L233 240H231V241H229V240ZM257 239V238H256ZM261 239V238H260ZM40 240L38 239V240H36V243H37V245L40 243ZM42 240V242H41V244L43 243V242H46L45 240L43 241ZM58 240V239H57ZM56 240V241H57ZM105 240V239H104ZM204 240V241H203ZM217 240V239H216ZM222 240V239H221ZM241 240V239H240ZM243 240V239H242ZM262 240V242H263V239H261ZM55 241V243H56V245H54V243H52L53 244V247L51 248H49V249H52L51 251L49 250V252H51V254H49V255H47L46 257L47 258H45L42 262H40L39 264H68V260H69V256H70V253H71V251H72V249H73V241L70 243H64V241L62 240V238H61V236H60V240H58V242L59 243H57ZM196 241V242H197ZM215 241V240H214ZM246 241V240H245ZM250 241V240H249ZM205 242V243H204ZM218 242V243H219ZM36 243H35V245H36ZM192 243V242H191ZM190 243V244H191ZM195 243V242H194ZM22 244V243H21ZM40 244V245H41ZM45 243H43V246H45L44 245ZM196 244V243H195ZM199 244V243H198ZM197 244V245H198ZM212 243H210V245H211ZM216 244V243H215ZM215 244H213L212 246L214 247V246H216ZM244 244V243H243ZM20 245V244H19ZM32 245H33V242H32ZM33 246V247H36V246ZM101 245L102 244H100V243H95V245H94V248L95 249H99V248H101ZM105 246H106V244H104ZM110 245V244H109ZM175 245V244H174ZM173 244H172V246H170V248L171 249H174V246ZM210 245H207L206 244V248H207V250L208 251H210L211 249H210ZM220 245V244H219ZM235 245V244H234ZM233 245V249H229V247H228V249L229 250H231V256L233 255L234 256V254H235V252H234V250H237V251H239V249L237 248L239 245H240V243H239V245L237 246V247H235ZM252 245V244H251ZM21 246V245H20ZM19 246V247H20ZM42 246V245H41ZM52 246V245H51ZM174 246V247H173ZM208 246H210V247H208ZM221 246V245H220ZM241 246V245H240ZM257 246V245H256ZM262 246H264V243H263V245ZM261 246V247H262ZM28 247V248H29ZM55 247V248H54ZM243 247V246H242ZM249 247V246H248ZM260 247V248H261ZM47 249H48V247H46ZM110 248V247H109ZM195 248V247H194ZM205 248V247H204ZM209 248V249H208ZM218 248H220V247H218ZM231 248V247H230ZM236 248V249H235ZM257 248V247H256ZM255 248V249H256ZM18 249V248H17ZM20 249H21V247H20ZM19 249V250H20ZM41 249H43V247H41ZM44 249H45V247H44ZM47 249H46V252H47ZM53 249H54V251H55V253L54 252H52L53 251ZM87 249V246H83V248H82V250H86ZM113 249V248H112ZM128 249V248H127ZM195 249H197V248H195ZM214 249V248H213ZM254 249V248H253ZM254 249V250H255ZM264 249V248H263ZM263 249H261L260 251L261 252H263ZM19 250H18V252H17V254L19 253ZM23 249H21V251H22ZM115 250V249H114ZM216 250V249H215ZM226 250V249H225ZM224 250V251H225ZM229 250H226V251H229ZM241 250V249H240ZM26 251V252H25ZM41 251V252H40ZM112 251V250H111ZM200 251V250H199ZM219 251V250H218ZM223 251V252H224ZM225 251V252H226ZM38 252V253H37ZM40 252V253H39ZM113 252V251H112ZM206 252V251H205ZM212 252V251H211ZM242 252V251H241ZM255 252H258L257 250L255 251ZM31 253L32 254H35L34 255V257H33V255H31ZM44 253H45V250H44ZM48 253V252H47ZM46 253V254H47ZM122 253V252H121ZM128 253H130V252H128ZM195 253H196V251H195ZM216 253H217V255L216 254H214V252H213V257H207V259H206V261H204L203 263H205V264H221L220 262L221 261H219V259H216V256H222L223 254H220V255H218V252L216 251ZM46 254H44V256H43V253H42V255L41 256H43V258L45 257V255ZM53 254V255H52ZM130 254H132V253H130ZM175 254V253H174ZM185 254V253H184ZM187 254V253H186ZM212 254V253H211ZM252 254V256H250ZM123 255V254H122ZM133 255V254H132ZM198 255H200V254H198ZM203 255H204V252H203ZM215 255V256H214ZM227 255V254H226ZM225 255V253H224V255H223V260H224V257L226 256ZM247 255L248 256H250V257H253V255H254V253H253V250H251L250 248H249V250L247 251ZM172 256H174V255H172ZM184 256V255H183ZM209 256H210V254H209ZM220 256V257H221ZM247 256V257H248ZM38 257V258H39ZM102 257H104V256H102ZM215 257V258H214ZM217 257V258H218ZM259 257L261 258V263L262 264H264V253L263 254H259ZM258 257V258H259ZM40 258H42V257H40ZM95 258V257H94ZM107 259H109L108 258V256L106 257ZM131 258V257H130ZM176 258V257H175ZM174 258V259H175ZM237 258V257H236ZM241 258V257H240ZM7 259L5 260V261H7ZM24 259V260H23ZM107 259H104L103 258V260H107ZM205 259V258H204ZM226 259H228V258H226ZM230 259V258H229ZM239 259V258H238ZM254 259H257V257L256 258H254ZM24 261V262H21V261ZM38 260V259H37ZM173 260V259H172ZM172 260H170V258L168 257V260H167V263L168 264H171V262H172ZM232 260V259H231ZM39 261V260H38ZM227 261V260H226ZM245 261V260H244ZM106 262V261H105ZM159 262V261H158ZM255 262H257V260L255 261ZM1 263V262H0ZM36 263H38V262H36ZM103 263H104V261H103ZM102 263V264H103ZM107 263V262H106ZM253 263V262H252ZM35 264V263H34ZM77 264H84V262H78Z\"/></svg>",
	"mask_w": 264,
	"mask_h": 264
}]
</instances>
